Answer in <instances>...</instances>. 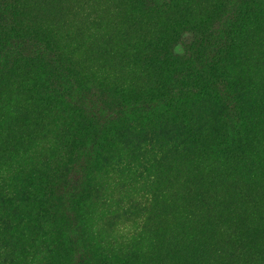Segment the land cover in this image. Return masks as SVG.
<instances>
[{"label": "trees", "instance_id": "trees-1", "mask_svg": "<svg viewBox=\"0 0 264 264\" xmlns=\"http://www.w3.org/2000/svg\"><path fill=\"white\" fill-rule=\"evenodd\" d=\"M29 2L0 0V42L11 37L16 49L6 56L8 44L0 46V99L18 127L10 138L0 124V181L29 173L24 186L0 184V264L158 263L137 249L138 238L152 243L162 264H264V149L256 146L264 136V0H86L69 6L91 20L85 45L50 23L28 26ZM184 35L190 54L177 56ZM29 45L34 52H23ZM123 53L141 65H117ZM246 53L252 67L242 66ZM36 61L57 69L38 81L35 68L24 70ZM6 77L14 79L11 89L3 88ZM74 93H91L103 111L112 109L109 127ZM44 113L61 115L51 134L40 125ZM76 169L82 184L59 187ZM199 181L202 187L191 183ZM122 191L146 214L159 202L179 204L184 221L226 245L237 239L231 249L212 250L205 235L187 241L179 232L152 238L141 230L123 247L96 251L90 241V255L82 254L87 237L59 215L57 192L65 212L94 199V209L111 219ZM243 200L257 233L240 213Z\"/></svg>", "mask_w": 264, "mask_h": 264}, {"label": "rangeland", "instance_id": "rangeland-1", "mask_svg": "<svg viewBox=\"0 0 264 264\" xmlns=\"http://www.w3.org/2000/svg\"><path fill=\"white\" fill-rule=\"evenodd\" d=\"M35 4H31L29 2V6L26 7L27 11V25L28 26H35L38 25H46L43 23H50L54 26V28L59 29V27H62L60 30L64 33V35H69V37L76 43L77 41H82V43L85 45L86 36L90 32V25L91 20H88V18L81 20L80 15L78 13L69 12V6L75 5L78 3H83L86 0H34ZM178 19V18H177ZM180 20V19H179ZM178 20V21H179ZM57 24H60L61 26H56ZM150 24V22H149ZM153 26L152 24H150ZM51 27V26H50ZM161 27L160 25H157V28ZM141 34V32H140ZM84 37V38H83ZM89 39V37H87ZM67 41V40H66ZM187 36L184 35L182 38V41L177 42L175 54L178 55H186L190 54V50H187L189 47V43L187 42ZM89 42V41H88ZM126 40L120 39L116 42V45H119L120 47H123L124 44H126ZM6 43L8 44L7 50H5V55H11L15 53V48L12 47L10 44L12 43L11 37H5L1 42L0 46H5ZM108 48L109 47V40H104L102 43V47ZM71 43L67 42V47H71ZM36 45H33V49H35ZM101 47V48H102ZM31 49L30 45L26 46L23 49V52L25 53H32L34 50ZM254 55L253 52H249ZM248 53L242 56V63L244 67H252L249 59L246 57ZM134 55L130 54L128 56H125L124 53L121 54V57L117 60V65H121L124 67H134L135 65H141L138 62L134 61L132 57ZM48 65H50V61H36L35 65H24V70H28L30 73L34 69V75L35 79L38 81H41L46 77V74L49 72L56 71L55 66H51L49 68H46ZM67 65V64H65ZM241 66V65H240ZM0 67H4L1 65ZM11 69L14 71V67H11ZM86 68L83 69V71ZM11 70V71H12ZM259 76V75H258ZM7 82L5 84L6 89H11L10 84L14 83V79L11 77H6ZM62 81V76L55 78L52 80L54 84L57 85V83ZM51 82V83H52ZM52 83V84H53ZM5 91V89H4ZM13 92H7L6 95H12ZM83 95L81 93H74L73 97L78 101L82 102V107L85 105L91 108V110H94L93 117L97 121H99V124H104L102 127L105 128L108 126L107 119L110 118V112H113L112 109H109L107 111H103L101 108V105L99 103H96V97L93 95ZM48 98V96L46 97ZM213 103H215L214 99L212 100ZM8 102L2 98L0 99V124L5 125L6 127L9 126V136L10 138H13V134L15 130L18 128L17 125L11 120V116L7 111L6 104ZM86 103V104H85ZM117 111V109H116ZM60 121H61V115L56 113H44L39 116V122L40 125L44 131L45 134H51L54 132L58 127H60ZM106 125V126H105ZM109 127V126H108ZM112 134V133H110ZM111 136V135H110ZM256 145V144H255ZM257 147L261 146L264 149V136L259 138V141L257 142ZM21 149L25 151V147L23 146ZM19 155V153H14V156L12 157V160H16L15 156ZM22 158L23 160L27 158L25 152L23 155H20L19 158ZM90 157H86V159H89ZM86 159H83V163L86 164ZM42 157L36 158L33 164V168H37L39 166V163L41 164ZM260 173L264 172V167L259 168ZM64 175V174H62ZM29 173L22 177V174L16 172L15 176L7 177L6 179H1L0 184L4 188H8L9 186H24V184L28 180ZM168 175L167 177H169ZM64 180L62 184L59 187H63L64 185L68 188H70L73 184H82L84 181V177L82 174V171L79 169H76L69 175L63 176ZM165 178V177H164ZM196 178H191L189 180H198ZM200 180L205 181V178H201ZM192 183V185H196L195 187H202V183ZM182 185V182L177 183L176 185V192H178L179 186ZM205 185V183H204ZM203 185V188H205ZM58 193V194H57ZM60 202L58 205L60 206L59 209L62 210V212L59 214L62 217L65 216L66 218L70 216V220L73 226H68L69 229H77L78 233L80 235H84L87 237L85 240L87 242V245H85L82 242L83 249L82 254L87 252V255H90V247L88 246V243L90 241L94 242L95 244V250L96 251H102L106 249L107 247H113V246H122V244H125L130 241L134 242L136 241L135 234H138L143 231V234H146L149 237H160L162 234L168 233V234H176L179 232L182 237H184V240L187 238V241L192 239L193 237L197 236L199 239L205 235L206 238L210 240V243L208 247L213 250V246H222L225 245L227 248L233 247V241L237 238H234L233 234H230V236L234 239L230 240V245H226V241L222 242L221 238H214V236L209 232L210 229L203 226V227H196V223L193 225L189 223L188 221H184L182 216V208L179 207V204L176 206H169L165 202H159L157 203L149 213H145L141 210L140 206L136 204L137 201L133 200L129 194V192L122 191L117 196L114 194V199L117 201V210L118 214L115 213L111 219H108L107 217H103V213L96 211L94 209L95 206H98L100 202L98 200L91 199L88 204H84L81 206L78 210L74 212L68 213L67 211L63 209L64 204L62 202H65V198L62 194V192H57ZM258 192H254L253 194V202L258 201ZM80 201V200H79ZM136 204V205H135ZM134 205V206H133ZM247 207L246 201H242L240 203V213L243 214V220L247 224V227L249 230L257 233L256 228L250 223V219L244 216L243 209ZM98 210V209H97ZM101 210V209H100ZM200 213L195 211V217L199 216ZM106 216V215H105ZM108 216V215H107ZM104 218V219H103ZM239 236V234H238ZM139 239V238H138ZM137 239L136 247L140 250L139 247L143 248L146 253H149L150 256H148L152 260H156L158 263L155 264H162V258L159 257V253L157 250H155L152 246H150L152 243L145 241L142 242V238L139 240ZM218 243H221L218 245ZM207 251V248H204L201 250V253H205ZM178 258V257H177ZM147 259V257H146Z\"/></svg>", "mask_w": 264, "mask_h": 264}]
</instances>
